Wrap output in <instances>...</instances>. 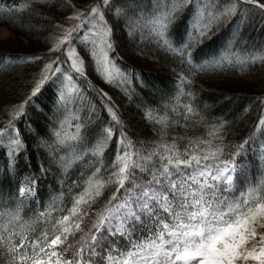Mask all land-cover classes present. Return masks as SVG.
<instances>
[{"label": "snow or ice", "instance_id": "snow-or-ice-1", "mask_svg": "<svg viewBox=\"0 0 264 264\" xmlns=\"http://www.w3.org/2000/svg\"><path fill=\"white\" fill-rule=\"evenodd\" d=\"M188 3L190 0H157L147 25L161 47L186 62L193 75L207 67L228 64L244 69L264 63V50L244 55L230 53L200 65L193 63L190 52L222 17L246 14L250 11L247 5L264 13L262 0H232L219 12L212 10V0H197L194 22L177 46L168 39V27ZM107 5L109 0H95L86 10H76L66 18L76 23L68 27L56 25L59 32L51 37L48 50L54 58L44 63L28 93L8 110L5 127L0 128V144L7 141L14 167L16 156L27 147L14 120L25 113L33 97L49 81H60L57 109L65 114L52 131V143L41 140V146H46L50 155L60 150L71 152L75 159L91 155L98 158L99 166H94L86 177L81 173L79 181H72L68 189L70 207L60 208L66 214L54 221L48 219L57 211L52 205L35 218H24L22 202L36 195L38 184L34 175L26 176L14 196L0 202V253L7 257V264H264V171L259 178L250 176L255 159L247 150L256 141L257 132L264 134V107L257 115L253 132L240 143L227 139L228 121L221 118L210 126L207 139L189 138L181 152L175 142L157 144L147 151L136 149L123 130L117 110L104 105L111 118L109 124L90 149L76 152L85 142L87 125L75 114L71 119L76 122L70 123L68 108L82 102L83 90L74 80L86 79L84 59L74 46L82 30L86 29L89 54L106 81L123 83L127 79L109 55L113 44L112 26L105 18ZM117 15L128 18L129 28L140 30V22L128 17L126 10ZM61 52L65 55L63 62L60 55H55ZM62 63L68 65L67 71ZM185 82L192 83L182 73L180 83ZM187 95L195 100L193 93ZM103 98L111 101L107 93ZM257 100L264 105V98ZM184 108L187 114L198 115L192 103ZM156 122L166 126V117L158 116ZM116 126L119 147L112 163L104 168L103 154L107 142L117 135ZM12 131L17 133L15 137ZM260 160L264 162V140ZM138 171L150 179L144 180ZM109 187H115V192L105 199L104 192ZM73 188L79 191L73 192ZM41 220L50 224L51 230L45 228L37 236L36 225ZM116 237L124 243H114Z\"/></svg>", "mask_w": 264, "mask_h": 264}, {"label": "trees", "instance_id": "trees-1", "mask_svg": "<svg viewBox=\"0 0 264 264\" xmlns=\"http://www.w3.org/2000/svg\"><path fill=\"white\" fill-rule=\"evenodd\" d=\"M95 0H0V25L9 28L14 38L0 40V128L5 127L9 119L8 110L28 93L29 85L43 68L44 63L54 58L49 53L51 37L58 34L56 25L68 27L66 18L76 10H86ZM232 0H212L216 12L222 11ZM157 0H109L104 6L105 18L112 26L113 51L110 57L127 79L109 83L97 71L95 61L89 54V45L85 40L86 29L80 32V38L74 41L79 54L84 59L86 79L74 77L82 91V102L69 105L71 114L81 118L87 125L85 142L76 149L77 153L87 151L96 142L102 129L109 124L110 116L104 107L109 105L117 110L127 138L134 142L136 149L145 151L157 144H171L183 152L189 138L207 139L210 126L219 120L228 121L227 139L234 144L240 143L253 132L257 115L264 105L257 100L264 98V63H256L244 69L239 65L225 64L220 68L207 67L193 75V69L181 58L161 47L155 36L148 30L147 21L154 15ZM197 0H190L172 20L168 27V39L179 44L194 22L197 12ZM74 6V7H73ZM245 7L241 5V8ZM250 11L222 17L213 24L202 41L190 49L194 64L200 65L220 59L230 53L244 55L264 50V13L247 5ZM126 10L128 17L140 22V30L129 28L128 18L117 15ZM131 32V34H129ZM61 61L65 60V55ZM40 57L29 60V57ZM65 71L68 65L62 63ZM183 73L192 83H180ZM59 75V74H58ZM60 81H49L41 93L25 109V113L14 120L26 150H21L15 158L14 167L8 155L7 141L0 144V202L14 196L20 183L26 176L38 180L36 195L24 200L25 219L35 218L38 212L52 205L57 211L48 219L54 221L60 215V208L70 207L68 189L72 181H79L81 173L86 177L98 165V158L91 155L75 159L71 152L60 150L50 155L41 140L52 143V131L57 121L65 114L57 109V85ZM103 93L107 98L102 99ZM188 93H193L191 101ZM192 103L201 119L186 113L184 105ZM210 104L205 109L204 104ZM94 109V111H93ZM151 111V117L148 116ZM187 115V118L185 116ZM91 116V120L88 117ZM158 116L166 117V126L156 122ZM117 135L107 142L103 154L104 168L112 163L119 147ZM14 134V135H13ZM13 137L17 135L12 131ZM264 134L257 132L256 141L248 146L251 158L255 159V170L250 176L259 178L264 167L259 160V150ZM253 152L255 154L253 155ZM144 154V153H142ZM64 157V159H61ZM159 162H157V167ZM110 170V169H109ZM104 172V169H102ZM106 174V173H105ZM144 180L148 174L137 172ZM79 188H73V192ZM115 192L109 187L104 198ZM123 194V189L121 193ZM62 197V199H61ZM103 200L100 201V204ZM50 224L39 221L36 235ZM33 239L36 237L33 236ZM119 244L124 241L116 237ZM119 246V245H118ZM0 264H7V257L0 253Z\"/></svg>", "mask_w": 264, "mask_h": 264}, {"label": "rangeland", "instance_id": "rangeland-1", "mask_svg": "<svg viewBox=\"0 0 264 264\" xmlns=\"http://www.w3.org/2000/svg\"><path fill=\"white\" fill-rule=\"evenodd\" d=\"M262 2H264V0H262ZM14 38V35H13V33H12V31L9 29V28H7V27H5V26H2V25H0V40H12ZM82 38H85V37H82ZM76 48V47H75ZM77 50V49H76ZM109 55H110V53H109ZM113 60V59H112ZM114 61V60H113ZM116 64V63H115ZM116 66H117V64H116ZM118 67V66H117ZM119 68V67H118ZM204 108L205 109H207V108H210V104H208V103H205L204 105ZM202 118V116H199V114L198 115H196L195 116V119H201ZM14 135V134H13ZM260 153H261V148H260V150H259V154H258V156H259V160H260ZM255 154V152H253V155ZM260 163H261V165L264 167V162H261V160H260Z\"/></svg>", "mask_w": 264, "mask_h": 264}]
</instances>
